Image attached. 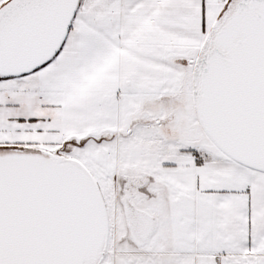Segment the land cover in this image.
<instances>
[{
    "label": "snow or ice",
    "instance_id": "snow-or-ice-1",
    "mask_svg": "<svg viewBox=\"0 0 264 264\" xmlns=\"http://www.w3.org/2000/svg\"><path fill=\"white\" fill-rule=\"evenodd\" d=\"M0 264H264V0H0Z\"/></svg>",
    "mask_w": 264,
    "mask_h": 264
}]
</instances>
